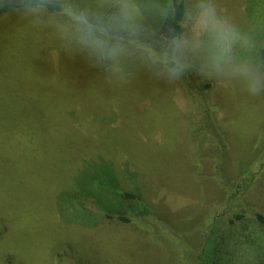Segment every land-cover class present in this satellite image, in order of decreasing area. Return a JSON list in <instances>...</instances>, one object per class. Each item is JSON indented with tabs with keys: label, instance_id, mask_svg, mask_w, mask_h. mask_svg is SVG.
<instances>
[{
	"label": "rangeland",
	"instance_id": "374dc122",
	"mask_svg": "<svg viewBox=\"0 0 264 264\" xmlns=\"http://www.w3.org/2000/svg\"><path fill=\"white\" fill-rule=\"evenodd\" d=\"M184 1L180 60L197 66L187 93L219 104L226 144L208 113L188 117L184 76L147 44L170 0H71L75 19L42 8L0 18V264H178L162 223L186 232L189 258L208 259L215 239L219 264H264V0ZM202 6L235 33L227 44L195 27ZM105 175L139 191L158 222L68 206L67 189Z\"/></svg>",
	"mask_w": 264,
	"mask_h": 264
},
{
	"label": "trees",
	"instance_id": "16d2710c",
	"mask_svg": "<svg viewBox=\"0 0 264 264\" xmlns=\"http://www.w3.org/2000/svg\"><path fill=\"white\" fill-rule=\"evenodd\" d=\"M15 5V7H13ZM23 5V6H21ZM32 8H42L47 10L50 13L53 14H63L68 13L71 18L75 19L78 18L73 13V6L71 5V0L66 5L63 4L60 1H53V0H0V18L3 16L22 11L25 9H32ZM186 15V4L184 0H170V5L167 7L165 16L163 18V25L160 28V33L157 36H153L151 32H149V44L153 47V43L157 42L161 47L163 48V57H159L156 53H152L154 55L155 59H159L160 61L164 62V64L167 67H172L173 64L176 65L177 72L179 76H184L181 84V88L184 92V96H178L179 101L183 104V106L186 108V112L188 117H190L192 120L201 121V117L203 114L208 113L209 118L213 126L215 127L216 133L220 138L222 139L223 143L226 144L225 139L226 137V131L223 128L221 121L225 120V117L220 114V106L217 104L215 100H213L212 97L209 95H205L202 100L198 101L196 97H192L191 95H188L187 93V87H186V79L189 77L194 70L197 68V66L189 62L187 60H180V50H182L181 47V37L183 35V21ZM107 41H110L109 33H106ZM134 43L135 48H142L141 46L143 43L139 41V39H136L132 41ZM261 67L264 70V63L260 61ZM185 74V75H184ZM211 83H207L206 87H210ZM186 89V92H185ZM203 107V108H202ZM203 118V117H202ZM207 126H210V122H207ZM91 163V162H89ZM198 166V165H197ZM202 166V165H200ZM101 168H105L106 165L101 166ZM192 173L197 178H202V175L205 173V175L209 176L206 178H213L216 179V182H221V176H219L217 172V167H211V168H203L198 170L201 171L200 175H198V172L195 170L196 165L191 166ZM199 171V172H200ZM104 174H100L99 176H102ZM105 179H99L98 183H91L89 179L85 178L82 179L79 187L77 190L73 189L66 190L69 192V204L68 206H71L74 208L76 213L83 212V207L85 205H90L94 207L103 217L108 219H118L124 224H130L135 221H138V219L144 217V218H151L155 222H158L154 211L152 208L146 203L144 200L142 194L139 191H132L127 190L124 188L119 187L115 182L114 179L110 176L105 175ZM76 186V185H74ZM111 194L116 197L117 205L125 206V208H115L113 209V205L108 206L106 205V198H108V195ZM75 198V199H74ZM76 201V203H75ZM217 203L215 202L213 208V212L207 216V223H209V220L211 217H214L216 212ZM226 203V202H225ZM211 209V208H210ZM116 210V211H114ZM74 211V212H75ZM73 219H78V215H74ZM241 218V216H239ZM257 218L260 221V223L264 224V214L262 212H257ZM209 219V220H208ZM80 220V218H79ZM81 223L86 224L88 226H93L96 224V221H84L83 219L80 220ZM140 221V220H139ZM138 221V222H139ZM90 223V224H88ZM206 223V224H207ZM233 223V221H232ZM161 229L169 236L170 239H172L173 244L179 245L177 248V253H179V260L180 262L178 264H219V254H220V247H219V241L213 240L211 248V256L207 259L206 257L198 254L195 255L194 258H189V256L184 255L181 253L182 248L180 247V243L182 241V236H185L186 232H178L174 229L168 228L167 225L164 223L161 224ZM204 227V226H203ZM211 233H214L217 236L218 230L212 229L210 230ZM154 236V235H153ZM188 246V245H187ZM186 249H190L187 247ZM202 250V249H201ZM194 252V251H193ZM201 252V251H200ZM204 252V250H203ZM200 255V256H199Z\"/></svg>",
	"mask_w": 264,
	"mask_h": 264
},
{
	"label": "clouds",
	"instance_id": "9594fccd",
	"mask_svg": "<svg viewBox=\"0 0 264 264\" xmlns=\"http://www.w3.org/2000/svg\"><path fill=\"white\" fill-rule=\"evenodd\" d=\"M23 6V5H21ZM15 7V5H13ZM124 15L126 18H131L132 10L125 8ZM195 27L201 30H208L214 33L217 37V44L219 45L220 41L222 40L224 44H227L230 39L235 36L230 29H228L223 22L217 19L216 12L214 8L202 6L201 10L198 14ZM243 71L247 72V69H243ZM253 92H256L257 89L253 88Z\"/></svg>",
	"mask_w": 264,
	"mask_h": 264
}]
</instances>
